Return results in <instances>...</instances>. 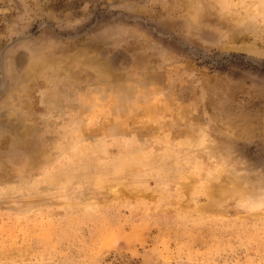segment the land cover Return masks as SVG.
I'll list each match as a JSON object with an SVG mask.
<instances>
[{
  "label": "rangeland",
  "instance_id": "obj_1",
  "mask_svg": "<svg viewBox=\"0 0 264 264\" xmlns=\"http://www.w3.org/2000/svg\"><path fill=\"white\" fill-rule=\"evenodd\" d=\"M0 264H264V0H0Z\"/></svg>",
  "mask_w": 264,
  "mask_h": 264
}]
</instances>
